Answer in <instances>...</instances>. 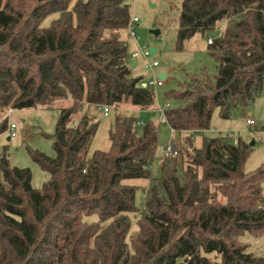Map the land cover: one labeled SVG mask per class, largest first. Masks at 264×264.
Returning <instances> with one entry per match:
<instances>
[{"label": "trees", "instance_id": "trees-1", "mask_svg": "<svg viewBox=\"0 0 264 264\" xmlns=\"http://www.w3.org/2000/svg\"><path fill=\"white\" fill-rule=\"evenodd\" d=\"M127 1L0 0V137L9 110L72 102L48 136L55 157L29 151L49 175L41 189L31 169L0 152V264H264L241 240L264 236V164L246 171L255 145L221 136L196 146L193 138L216 110L228 120L264 98V0H182L176 49L221 30L207 43L216 72L202 69L164 93L166 124L189 144L158 177L160 126H139L122 111L156 100L121 34L133 19ZM103 106L114 113L111 148L91 153ZM139 179L148 185L126 183Z\"/></svg>", "mask_w": 264, "mask_h": 264}, {"label": "rangeland", "instance_id": "rangeland-1", "mask_svg": "<svg viewBox=\"0 0 264 264\" xmlns=\"http://www.w3.org/2000/svg\"><path fill=\"white\" fill-rule=\"evenodd\" d=\"M131 7L132 17L138 18L134 31L137 38L130 36V30L122 32L123 38L129 42L131 63H138L135 72L144 77L145 81H150L155 77L166 75L165 85L156 91V100L152 108L139 110L130 108L128 113H134L139 118V122L147 124L149 122L159 125L161 128L159 148L156 160L152 166L155 175H161V159L163 146L170 141H174L181 149L188 146L187 134H179L162 122L159 111L163 104L170 103L164 99V93L177 89L180 82H186L191 76L198 74L202 69H207L211 74L216 72V63L208 53V40L217 38L221 30L215 32L196 35L193 39L185 43L182 51L176 49L177 30L179 26L180 10L182 0H128ZM74 4H72L73 6ZM71 6V7H72ZM58 15H53L45 20L43 27H48ZM159 34H156V32ZM147 48L156 50V53L149 57V61L159 62V66L153 70L144 67L145 58L132 59V53ZM71 100L58 102L53 109L42 107L25 110H15L10 117V122L17 125V137L10 140L8 133L0 137V152L7 151L11 164L19 168H29L33 174L32 185L35 189H41L49 179L39 165L31 159L30 150H39L50 157H55L53 141L48 136H53L58 121L61 108L71 105ZM102 116V115H101ZM253 119L256 125L249 126L247 121ZM114 122V113L109 117L100 118V126L93 139L91 153L97 150L108 151L111 148L109 139L110 128ZM230 135L233 139H242L248 143L255 142L254 151L246 163V171L251 172L264 164V98L259 97L249 107H238L231 118L224 120L220 117L219 110L213 114L210 129L198 131L193 135L196 146H201L204 138H216ZM170 161V162H169ZM177 161L181 163V157L168 160L166 164ZM130 185L144 187L148 181L129 180ZM145 203V196L142 190L137 194V205L142 208ZM130 234L138 230V215H131ZM87 221H97L96 216L88 217ZM242 242L249 245L248 251L258 256H264V236L255 237L250 233L244 234Z\"/></svg>", "mask_w": 264, "mask_h": 264}, {"label": "built area", "instance_id": "built-area-1", "mask_svg": "<svg viewBox=\"0 0 264 264\" xmlns=\"http://www.w3.org/2000/svg\"><path fill=\"white\" fill-rule=\"evenodd\" d=\"M138 21H139L138 18L134 17L132 19L131 25L129 26L130 36H132L135 39L137 38V34L134 31V27ZM213 41H214V39L210 38L208 40V44H212ZM150 56H152L151 51L147 48H144L139 52L135 51L132 53V59L145 58L147 61L145 62L144 67L147 70H153L154 68H157L159 66V62L156 60L150 62L149 61ZM165 80L166 79H162L161 77H155L154 76V78L152 80H150L148 82L144 81L142 83V87L158 89V88L163 87L165 85ZM170 107H171V104L166 102L159 109L161 116H162V122L165 124L167 123L166 111ZM100 110H101L104 117H109L111 114L112 108L110 106H103ZM13 112H14V110H9L7 112V115H6V118H8V120H9V129H8L7 133L10 136V140L17 137V125L15 123L10 122V117L12 116ZM247 123L249 126L256 125V122L253 119H249L247 121ZM138 124H139V126H144V124H142L140 122ZM227 137L229 138V140H231L234 143L235 146H238V140L237 139H233L230 135H227ZM180 157H181V148L174 141H170L163 146L161 166H163V163L168 161V160H174V159H178Z\"/></svg>", "mask_w": 264, "mask_h": 264}, {"label": "water", "instance_id": "water-1", "mask_svg": "<svg viewBox=\"0 0 264 264\" xmlns=\"http://www.w3.org/2000/svg\"><path fill=\"white\" fill-rule=\"evenodd\" d=\"M156 34H159V32L157 31L156 32ZM151 51V55H154L155 53H156V50H154V49H152V50H150ZM137 66V63L136 62H134V63H132V67L133 68H135ZM162 79H166V75H162V76H160ZM251 145L252 146H254L255 145V142L253 141L252 143H251Z\"/></svg>", "mask_w": 264, "mask_h": 264}, {"label": "crops", "instance_id": "crops-1", "mask_svg": "<svg viewBox=\"0 0 264 264\" xmlns=\"http://www.w3.org/2000/svg\"><path fill=\"white\" fill-rule=\"evenodd\" d=\"M137 66H138V63H137ZM124 109L128 111L130 108H124ZM136 110H137V109H136ZM184 134H187V133H184ZM187 135H188V134H187Z\"/></svg>", "mask_w": 264, "mask_h": 264}]
</instances>
